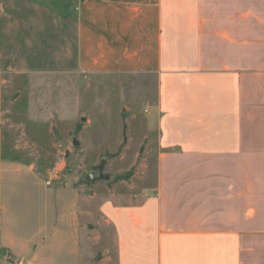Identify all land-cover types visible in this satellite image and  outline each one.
<instances>
[{"label":"crops","instance_id":"0c3cea01","mask_svg":"<svg viewBox=\"0 0 264 264\" xmlns=\"http://www.w3.org/2000/svg\"><path fill=\"white\" fill-rule=\"evenodd\" d=\"M77 56L152 82L154 183L44 188L0 127V263L264 264V0H82Z\"/></svg>","mask_w":264,"mask_h":264},{"label":"rangeland","instance_id":"374dc122","mask_svg":"<svg viewBox=\"0 0 264 264\" xmlns=\"http://www.w3.org/2000/svg\"><path fill=\"white\" fill-rule=\"evenodd\" d=\"M81 1L0 0L3 157L28 168L48 189L93 194L98 186L86 176L102 160L110 178L101 185L108 190L129 192L134 182L150 186L155 158L131 121L146 115L152 82L79 69ZM7 263L25 264L5 256L0 264Z\"/></svg>","mask_w":264,"mask_h":264},{"label":"water","instance_id":"95a60500","mask_svg":"<svg viewBox=\"0 0 264 264\" xmlns=\"http://www.w3.org/2000/svg\"><path fill=\"white\" fill-rule=\"evenodd\" d=\"M73 145L77 147L78 142L76 140H73ZM105 165L106 161L102 160L99 164L91 167L90 172L86 176L91 184L109 180L110 177L104 172Z\"/></svg>","mask_w":264,"mask_h":264},{"label":"trees","instance_id":"16d2710c","mask_svg":"<svg viewBox=\"0 0 264 264\" xmlns=\"http://www.w3.org/2000/svg\"><path fill=\"white\" fill-rule=\"evenodd\" d=\"M0 254H2V255H3V249H0Z\"/></svg>","mask_w":264,"mask_h":264}]
</instances>
